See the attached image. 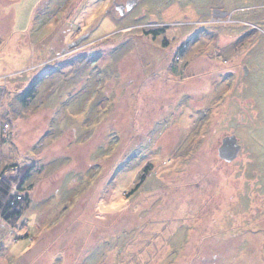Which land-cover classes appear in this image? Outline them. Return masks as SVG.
<instances>
[{
    "label": "rangeland",
    "instance_id": "374dc122",
    "mask_svg": "<svg viewBox=\"0 0 264 264\" xmlns=\"http://www.w3.org/2000/svg\"><path fill=\"white\" fill-rule=\"evenodd\" d=\"M28 165L0 264H264V0H0Z\"/></svg>",
    "mask_w": 264,
    "mask_h": 264
},
{
    "label": "trees",
    "instance_id": "16d2710c",
    "mask_svg": "<svg viewBox=\"0 0 264 264\" xmlns=\"http://www.w3.org/2000/svg\"><path fill=\"white\" fill-rule=\"evenodd\" d=\"M152 33L155 35L156 32ZM34 93L35 85H32L27 91V96L33 98ZM146 169L149 170V167ZM33 170V165L23 166L12 180L7 178L0 179V217L10 226L18 224L24 211L30 205L31 199L29 195L25 194L22 196V192H25L24 186L30 179ZM15 188L18 190L17 193L13 191Z\"/></svg>",
    "mask_w": 264,
    "mask_h": 264
},
{
    "label": "water",
    "instance_id": "95a60500",
    "mask_svg": "<svg viewBox=\"0 0 264 264\" xmlns=\"http://www.w3.org/2000/svg\"><path fill=\"white\" fill-rule=\"evenodd\" d=\"M135 1V0H134ZM131 6V4H128V7H130Z\"/></svg>",
    "mask_w": 264,
    "mask_h": 264
}]
</instances>
